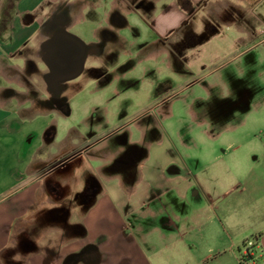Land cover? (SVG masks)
<instances>
[{"label":"crops","instance_id":"crops-1","mask_svg":"<svg viewBox=\"0 0 264 264\" xmlns=\"http://www.w3.org/2000/svg\"><path fill=\"white\" fill-rule=\"evenodd\" d=\"M55 14L96 44L88 60L155 59L175 34L195 38L207 22L213 37L202 47L229 52L222 66L255 52L264 73V0H0V262L264 264V94L242 100L245 117L231 126L244 147L235 164L188 155V165L168 133L105 129L95 113L62 127L46 117L63 111L41 56ZM88 69L100 85L127 80L125 65ZM62 107L72 115L70 99ZM131 148L139 158L122 161Z\"/></svg>","mask_w":264,"mask_h":264},{"label":"rangeland","instance_id":"rangeland-1","mask_svg":"<svg viewBox=\"0 0 264 264\" xmlns=\"http://www.w3.org/2000/svg\"><path fill=\"white\" fill-rule=\"evenodd\" d=\"M202 29L194 34L195 38L192 35L185 37L184 33L175 34L168 43L169 53L164 52L155 59L140 61V56L135 53H116L103 63L90 58L87 66H105L111 71L116 64L125 65L124 78L127 80L121 82L114 78L110 83L100 85L97 72L88 69L68 82L66 86H70V90L66 89L62 94L65 102L70 99L72 115L65 116L61 107L63 113L46 114L47 120L56 118L63 127L81 112L92 117L95 113L97 122H103L105 129L123 125L125 130L129 127L138 130L139 126H148L154 132L168 133L166 144L170 148L177 147L188 165H191V157L206 162L213 160L216 164L240 163L244 147L237 144L241 140L232 135L230 129L231 126L240 127V118L245 117L242 100L247 96H253L255 101L262 99L264 73L251 63L255 52L222 66L230 53L216 52L208 45L202 47L213 37L207 22L204 27L203 24L199 26V30ZM71 31L89 41L79 30ZM123 71L119 69V73ZM128 80L132 84L127 85ZM216 83L223 88L222 96L213 87ZM152 107L155 110L151 112ZM141 152L146 154V148ZM128 158L138 159L139 156ZM125 160L123 155L122 161ZM29 258L25 255L20 263L11 259L12 262L0 264H30Z\"/></svg>","mask_w":264,"mask_h":264},{"label":"water","instance_id":"water-1","mask_svg":"<svg viewBox=\"0 0 264 264\" xmlns=\"http://www.w3.org/2000/svg\"><path fill=\"white\" fill-rule=\"evenodd\" d=\"M58 17L55 14L45 27L48 36L41 45V56L48 67L44 80L61 108L65 103L62 94L66 91V84L84 73L87 60L97 46L70 31L66 24L59 23Z\"/></svg>","mask_w":264,"mask_h":264},{"label":"flooded vegetation","instance_id":"flooded-vegetation-1","mask_svg":"<svg viewBox=\"0 0 264 264\" xmlns=\"http://www.w3.org/2000/svg\"><path fill=\"white\" fill-rule=\"evenodd\" d=\"M114 56H116V53H114V54H109V55H107V58H113ZM85 70H86V68H85ZM110 75V78H112L113 76H114V74H109ZM138 154H139V152L138 151H135V150H133L132 148L128 151V152H126L125 154H123V155H125V157L127 158V159H129L128 157H131V158H133V156H138ZM123 155H122V157H123ZM128 156V157H127ZM131 160V159H130ZM126 161H128V160H126Z\"/></svg>","mask_w":264,"mask_h":264},{"label":"trees","instance_id":"trees-1","mask_svg":"<svg viewBox=\"0 0 264 264\" xmlns=\"http://www.w3.org/2000/svg\"><path fill=\"white\" fill-rule=\"evenodd\" d=\"M12 7H13V4H10V6H8V9H7L6 12H5V16H6L7 19L9 18L10 11H11V8H12ZM7 19H4V22H5Z\"/></svg>","mask_w":264,"mask_h":264},{"label":"built area","instance_id":"built-area-1","mask_svg":"<svg viewBox=\"0 0 264 264\" xmlns=\"http://www.w3.org/2000/svg\"><path fill=\"white\" fill-rule=\"evenodd\" d=\"M251 244H252V242H250ZM247 263V261H245V260H241V264H246Z\"/></svg>","mask_w":264,"mask_h":264}]
</instances>
